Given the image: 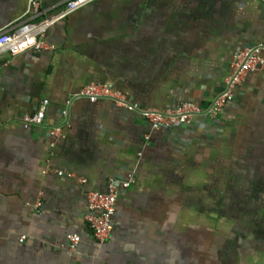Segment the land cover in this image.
Wrapping results in <instances>:
<instances>
[{
    "label": "crops",
    "instance_id": "1",
    "mask_svg": "<svg viewBox=\"0 0 264 264\" xmlns=\"http://www.w3.org/2000/svg\"><path fill=\"white\" fill-rule=\"evenodd\" d=\"M26 1L0 0V29L51 17L64 0H41L46 14L24 21ZM45 37L53 50L0 53V264H264V71L215 118L167 129L73 96L105 82L142 108L206 107L233 53L264 40V0H95ZM44 98L43 122L23 129ZM55 125L65 136L50 149ZM129 171L136 181L97 243L85 192Z\"/></svg>",
    "mask_w": 264,
    "mask_h": 264
},
{
    "label": "built area",
    "instance_id": "2",
    "mask_svg": "<svg viewBox=\"0 0 264 264\" xmlns=\"http://www.w3.org/2000/svg\"><path fill=\"white\" fill-rule=\"evenodd\" d=\"M92 1L95 0H64L61 10L51 17L31 22V24L18 26L10 23L2 27L0 29V53L9 51L11 54H16L29 48L53 50L54 45L49 44L45 37L46 28L54 19L63 18ZM46 12L47 8L42 5L41 0H27L25 10L18 19H24V21L34 20L39 16H43ZM259 71H264V40L244 45L233 53L229 64V72L224 78L223 89L206 107L186 100L162 109L154 107L142 108L129 99L125 93L105 82H90L82 86L73 96L85 98L90 102H95L99 99L109 100L118 108L138 113L155 130L182 127L189 126L195 117L204 119L215 118L222 108L232 101L235 88L242 83L246 75L250 72ZM47 104L48 99L44 98L36 112L23 114L20 117L22 128L28 129L31 126L41 124L44 120ZM50 135V149H53L65 136L62 127L59 125L51 128ZM49 171L50 167L47 165L43 172L47 173ZM56 173L58 175L65 174L69 177L73 176L71 172L63 170H57ZM78 180L85 182V179L81 177ZM135 181V172L129 171L123 178H109L105 190L90 189L85 192L86 213L84 218L97 243H104L110 238L117 195L119 192L129 188ZM35 205H41L40 198L37 199ZM23 238L24 235L20 237V239ZM67 239L69 249L75 250L80 242L79 234L70 233L67 235Z\"/></svg>",
    "mask_w": 264,
    "mask_h": 264
},
{
    "label": "flooded vegetation",
    "instance_id": "3",
    "mask_svg": "<svg viewBox=\"0 0 264 264\" xmlns=\"http://www.w3.org/2000/svg\"><path fill=\"white\" fill-rule=\"evenodd\" d=\"M261 224L264 226V219L262 220V223Z\"/></svg>",
    "mask_w": 264,
    "mask_h": 264
}]
</instances>
